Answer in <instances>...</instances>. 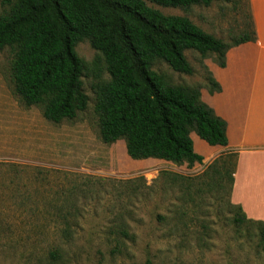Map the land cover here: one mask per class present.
Segmentation results:
<instances>
[{"label": "rangeland", "instance_id": "1", "mask_svg": "<svg viewBox=\"0 0 264 264\" xmlns=\"http://www.w3.org/2000/svg\"><path fill=\"white\" fill-rule=\"evenodd\" d=\"M149 5L166 15L188 17L227 43L244 32H255V41L260 36L252 0L189 10ZM76 52L85 65L82 81L90 101L78 119L60 124L48 122L39 108L21 106L5 79L12 51L0 52V163L41 170L0 165V264H264L261 228L238 224V211L231 207L235 158L227 153L234 151L211 155L201 148L202 164L188 166L133 160L124 141L104 144L94 109L97 86L110 76L89 40L78 43ZM185 55L194 75L176 73L166 64L155 68L174 85L210 90L207 70L213 76V68L221 69L217 57ZM214 162L221 175L210 169ZM23 193L37 195L33 200L40 209L48 203L63 205L70 212L63 215L71 222L70 235L58 231V215L23 212L33 205Z\"/></svg>", "mask_w": 264, "mask_h": 264}, {"label": "trees", "instance_id": "2", "mask_svg": "<svg viewBox=\"0 0 264 264\" xmlns=\"http://www.w3.org/2000/svg\"><path fill=\"white\" fill-rule=\"evenodd\" d=\"M232 1L240 0H1L0 52L10 49L13 54L6 82L25 109L39 108L53 124L75 121L90 101L82 81L85 65L76 46L89 40L102 54L110 76L96 89L94 111L100 140L107 145L124 141L133 160L202 164L204 157L196 152L192 133L210 146L227 147V123L203 102L201 86L174 85L155 67L166 64L176 73L194 75L186 51L203 58L216 56L223 67L227 52L255 41V32H244L240 39L227 43L188 17L166 15L149 3L189 10ZM207 71L210 92L220 91ZM227 154L235 158L229 177L231 199L237 153ZM0 165L41 171L31 165ZM217 165L214 162L210 169L221 175ZM34 197L23 193L24 200L33 202L23 212L58 215L60 221L54 224L68 237L71 222L63 215L70 212L50 203L40 209ZM231 207L238 211V224L254 223L261 228L264 243V222L248 219L240 206L231 203ZM40 229H45L44 224ZM120 233L128 236L126 230Z\"/></svg>", "mask_w": 264, "mask_h": 264}, {"label": "crops", "instance_id": "3", "mask_svg": "<svg viewBox=\"0 0 264 264\" xmlns=\"http://www.w3.org/2000/svg\"><path fill=\"white\" fill-rule=\"evenodd\" d=\"M259 17V39L227 53L224 66L212 69L220 91H202V100L227 123L228 146H210L192 133L195 150L204 156L237 153L231 203L248 219L264 222V0H252ZM206 155V154H205Z\"/></svg>", "mask_w": 264, "mask_h": 264}]
</instances>
